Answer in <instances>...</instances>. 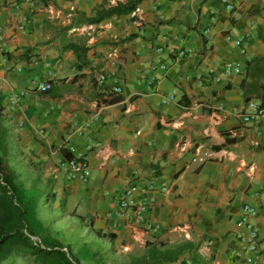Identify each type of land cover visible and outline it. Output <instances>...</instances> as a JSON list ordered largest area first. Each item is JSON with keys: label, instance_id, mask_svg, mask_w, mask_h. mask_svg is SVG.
I'll list each match as a JSON object with an SVG mask.
<instances>
[{"label": "crops", "instance_id": "0c3cea01", "mask_svg": "<svg viewBox=\"0 0 264 264\" xmlns=\"http://www.w3.org/2000/svg\"><path fill=\"white\" fill-rule=\"evenodd\" d=\"M126 1L135 0H0L10 167L15 145L74 237L72 253L118 264L146 241H188L206 264H246L236 251L247 232L235 224L248 205L264 264V119L241 121L246 102L264 106V0H140L137 13L84 20ZM69 43L86 49L80 68ZM225 63L240 72L224 76ZM199 144L210 156L191 163ZM67 155L87 164L86 181L67 180ZM128 187L139 213L117 207ZM41 220L52 236L62 232ZM106 233L112 242L99 238Z\"/></svg>", "mask_w": 264, "mask_h": 264}, {"label": "trees", "instance_id": "16d2710c", "mask_svg": "<svg viewBox=\"0 0 264 264\" xmlns=\"http://www.w3.org/2000/svg\"><path fill=\"white\" fill-rule=\"evenodd\" d=\"M140 0L117 2L107 8H99L95 15L84 20L88 25L98 24L104 19L128 14L134 10ZM65 49L75 55L80 68L85 64L86 49L67 44ZM50 90H39L40 96H47ZM0 97V264L11 259H28L31 264H104L97 252L82 249L72 253L69 245H63L51 236L46 227L37 219L38 195L17 182L16 175L8 165L7 129L3 124V107ZM67 155V159H71ZM109 242L114 235H98ZM31 238H36L34 243ZM61 249H65L63 252ZM195 254L191 242L183 241L168 245L160 241H146L141 253L127 254L119 258L118 264H206ZM199 260V261H198Z\"/></svg>", "mask_w": 264, "mask_h": 264}, {"label": "built area", "instance_id": "2783aa9c", "mask_svg": "<svg viewBox=\"0 0 264 264\" xmlns=\"http://www.w3.org/2000/svg\"><path fill=\"white\" fill-rule=\"evenodd\" d=\"M230 7V6H228ZM134 13H137L139 10L135 8ZM236 46H240L243 38L239 37L233 40ZM160 51V50H157ZM240 53H244V49H240ZM111 58H114L113 53H107L106 59L110 61ZM116 60V59H115ZM115 61H111L110 63H114ZM241 70V66L239 63L229 64L225 63L221 68V73L224 76H230L233 74L239 73ZM151 80H154L151 78ZM95 81L97 84H102L105 81L104 74H97L95 76ZM48 84H41L38 87V90H45L48 89ZM112 91L115 93L119 92V88L114 87ZM22 96L20 94H12L9 96L7 103L9 107L14 108ZM241 121L243 123L254 122L256 120L264 119V106L257 104L255 102L248 101L244 105V112L241 113ZM201 154V157L199 155ZM210 153L204 147V145L199 144L194 148V156L190 158L191 163L202 162L205 159H208ZM61 168L65 173L67 180L69 179H76L78 181H86L88 179V170L87 164L82 160L76 159H69L65 160L61 164ZM162 188H164V184H162ZM133 188L128 187L124 190V192L120 195L117 200V207L121 210H133L136 213H139L143 210V206L140 204H135L131 199ZM254 210L251 206L244 205L240 209L239 218L236 222V226L240 228H244L247 232L246 235L239 236V249L236 251V256L240 257L243 256L246 264H256L257 261V254L259 251V244H258V234L257 230L253 227V225L249 222L250 217L253 215ZM31 240L36 243L38 240L36 238H31ZM65 252V249H61ZM183 264H191L188 261H183Z\"/></svg>", "mask_w": 264, "mask_h": 264}, {"label": "rangeland", "instance_id": "374dc122", "mask_svg": "<svg viewBox=\"0 0 264 264\" xmlns=\"http://www.w3.org/2000/svg\"><path fill=\"white\" fill-rule=\"evenodd\" d=\"M17 146H11V148H13V151L12 152V156L14 158V163H16V166L13 168L10 167L12 169V171L14 172V174L16 175V180L18 183H20L24 188L25 190H32L34 192L37 193L38 195V207H37V219L40 221L41 219H46L48 222H53V223H59L58 220H57V216H55V214L53 212H51V209H50V206L48 207V202L45 201L46 199V192L44 191L43 186H38L37 184H34L32 183L31 179L29 178L28 176V164H22L20 163V157L21 155L17 152V149H16ZM10 163L12 162H9L8 161V165L10 166ZM30 180V181H29ZM32 183L30 186H29V183ZM28 183V185H27ZM53 213V214H52ZM42 221V220H41ZM40 221V222H41ZM42 224V222H41ZM61 225H59V227L62 228V232L60 231H57V233H59V235L57 236H54L55 238H57L63 245H68L67 244V240L72 238L74 239V237H71L72 235H68L70 233H68V230L67 229H64L62 223H59ZM43 227H45L43 224H42ZM70 231V230H69ZM62 235V236H61ZM52 236V235H51ZM19 260V263L17 261V259H9L7 262H4L3 264H31L30 261H28V259H25L24 261L23 260Z\"/></svg>", "mask_w": 264, "mask_h": 264}]
</instances>
